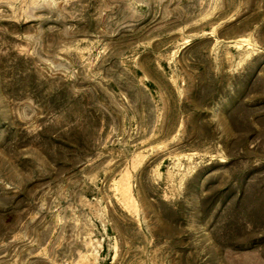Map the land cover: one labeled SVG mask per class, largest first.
I'll return each instance as SVG.
<instances>
[{"label":"rangeland","instance_id":"obj_1","mask_svg":"<svg viewBox=\"0 0 264 264\" xmlns=\"http://www.w3.org/2000/svg\"><path fill=\"white\" fill-rule=\"evenodd\" d=\"M0 264H264V0H0Z\"/></svg>","mask_w":264,"mask_h":264}]
</instances>
